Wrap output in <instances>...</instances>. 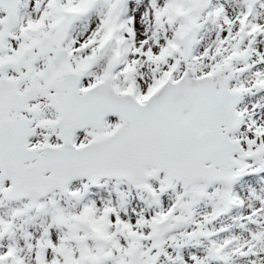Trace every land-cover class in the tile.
Here are the masks:
<instances>
[{"label": "snow or ice", "instance_id": "6c2138e0", "mask_svg": "<svg viewBox=\"0 0 264 264\" xmlns=\"http://www.w3.org/2000/svg\"><path fill=\"white\" fill-rule=\"evenodd\" d=\"M0 264H264V0H0Z\"/></svg>", "mask_w": 264, "mask_h": 264}]
</instances>
